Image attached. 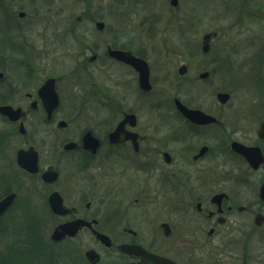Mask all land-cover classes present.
I'll use <instances>...</instances> for the list:
<instances>
[{"label":"flooded vegetation","instance_id":"af4514ba","mask_svg":"<svg viewBox=\"0 0 264 264\" xmlns=\"http://www.w3.org/2000/svg\"><path fill=\"white\" fill-rule=\"evenodd\" d=\"M219 1L222 4L225 0ZM259 5L253 8L259 26L249 25L245 40L238 38L216 47V69L229 66L223 53L231 52L237 56L233 61L235 84L240 87L249 83L253 93L233 95L220 90L208 107L201 98L194 100L192 94L186 100L174 93L165 97L156 94L160 84L171 82L173 77L167 71L170 61L164 55L166 46L153 44L159 42L153 26L147 30L149 41L140 30L133 31V36L127 32L109 34L108 40L96 36L88 48L92 53L88 62L76 63L71 69L70 79H88L92 87L90 94L78 95L76 108L88 106L93 119L104 115L102 127L84 122L85 114H80L82 124L73 125L72 134L62 138L61 133L71 124L63 118L64 71L58 62L41 68L24 59L21 64L25 74L14 86H3L5 73L0 71L4 74L0 79V106L21 108L24 114L14 121L0 113V119L8 124L10 135L17 131L27 138L22 149L33 146L39 152L30 139L46 145L52 137L63 148V156L77 155L68 160L72 162L68 173L49 165L58 172L57 180L51 183L43 179L49 166L43 171L40 166L41 172L31 174L17 164L24 175L39 177L44 188L25 197L6 190L0 200L16 194L7 213L23 198L30 217L44 212L43 221L53 224L48 232L28 238V231L22 238L0 244L4 246L0 248V264H248L254 252L251 246L256 227H264V10ZM178 6L179 0L176 7H171ZM97 22L103 21L94 22L95 33L105 32V22L103 30L97 29ZM208 33L215 35L205 53L203 40ZM208 33L201 44V52L207 56L212 41L221 35L219 31ZM77 38L79 41L82 37ZM10 40L7 35L2 41L5 48L24 51L27 47ZM29 48L33 50V46ZM244 52L247 58L240 56ZM11 63L8 61L9 66ZM181 67H186V74L188 66ZM211 76L212 72L205 70L198 79L206 81ZM48 82L54 85L58 100L51 93L44 98L40 95ZM220 92L230 95L226 103L218 100ZM145 99L152 101L149 108L154 112L147 117ZM176 100L188 110L215 120L196 122L179 110ZM35 115L45 125L42 136L37 130L29 132L26 125ZM63 122L65 126H61ZM68 144L73 148L66 149ZM93 147L97 149L93 151ZM54 193L61 196L70 210L68 214L52 211L50 198ZM34 221L39 220L34 217ZM71 222L84 224L74 236L52 238L55 228ZM97 234L106 236V241ZM124 246L133 248L124 251ZM90 251L99 256L95 263L89 258Z\"/></svg>","mask_w":264,"mask_h":264},{"label":"rangeland","instance_id":"374dc122","mask_svg":"<svg viewBox=\"0 0 264 264\" xmlns=\"http://www.w3.org/2000/svg\"><path fill=\"white\" fill-rule=\"evenodd\" d=\"M1 2L0 71L5 73L3 86L7 84L14 86L21 82L23 79L21 75L25 74V67L21 64L24 59L41 68L54 66L58 62L64 71L63 118L71 124L69 130L61 133L62 138L72 134L73 125L76 123L77 126L80 125L78 118L80 114H85L84 122L91 121L94 122V126L100 127L104 125V115L93 119L88 106L84 109L81 106L76 108L75 100H80L79 96L82 94L91 93L90 80L77 81L70 79L69 76L76 63L88 62L87 58L92 55L88 48L96 36L108 40L109 34L114 36L116 32L119 34L127 32L129 36H133V31L140 30V32L144 31L145 40L149 41L151 37L147 30L153 26L152 29H156L159 34V42L153 44L166 46L164 55L168 56L170 61L167 71L173 77L171 82L161 83L156 92V94H164V97L167 93H174L186 100L192 94L194 100L201 98V102L208 107L210 100L215 99L216 92L220 90L233 95L253 93V86L249 83L240 87L235 84L233 61L237 56L235 57L231 52L223 53V58L229 61V66L224 70L216 69V47L222 42L226 44V41L234 42L238 38L245 40L249 36L247 32L249 25L259 26L260 22L253 8L260 4L259 7L264 10V0H229L228 2L225 0L222 4L219 0H179V6L175 9L169 5V0H84L82 2L4 0L3 3ZM21 12H25V16L19 18L18 14ZM77 17H82V20L78 21ZM97 20L105 22V32L95 33L94 22ZM211 31H219L221 35L212 41V51L207 56L201 52L202 37ZM146 33L149 37H146ZM7 35L11 39L10 42L16 40L27 45L25 48L27 52L5 48L6 45L2 41ZM77 36L82 37L79 38L80 42L77 41ZM154 41H157L156 37ZM29 45L33 46V50H30ZM28 51L32 54H28ZM240 56L247 58L248 53L244 52ZM8 61L12 62L10 66ZM183 64L188 66V72L182 76L178 73V69ZM20 69L21 72H18ZM205 70H210L212 76L206 81H200L198 75ZM151 103L150 99L144 101L145 117L154 114L149 108ZM26 125L30 127L29 132L37 130L40 136L44 134L45 125L39 115L28 120ZM50 138L46 145L30 139L40 152L41 171L53 164L62 169L64 174L68 173L66 169L72 163L68 160L77 155L63 156L61 154L63 148L56 144L54 138ZM26 140L27 138L17 131L10 135L8 124L0 119V198L6 190L12 189L25 197L44 188L39 177L24 175L16 163L17 150L26 147ZM23 206L24 202L21 198L11 211L0 219L1 245L10 243L12 239L22 238L28 231L30 235L27 237L32 238L33 235L50 230L53 223L47 221L49 223L47 224L43 221L46 218L44 212L34 215L35 220H39L38 223L42 226L38 227L39 224L34 221V217L29 216ZM257 229L256 227V237L251 246L254 252L248 264H264V227ZM3 253L8 252L5 250ZM239 264H242V261Z\"/></svg>","mask_w":264,"mask_h":264},{"label":"water","instance_id":"95a60500","mask_svg":"<svg viewBox=\"0 0 264 264\" xmlns=\"http://www.w3.org/2000/svg\"><path fill=\"white\" fill-rule=\"evenodd\" d=\"M79 1H81V0H79ZM170 4L172 6H177L178 0H171ZM20 16L24 17L25 12H21ZM96 27L98 30H103L105 27V24L103 22H97ZM213 35H215V33H208L204 37L203 51L205 53H208L210 50V40H211ZM116 53L121 54L120 52H116ZM185 72H186V67H181L179 69L180 74H185ZM203 76L205 77L207 75L205 74ZM2 77H3V74L0 73V79ZM147 80H148V68H146V70L144 71V85H145L144 88L145 89L148 88V87H146L148 85ZM50 83H52V82H48L45 86L42 87V89L40 90V95L44 98V95L46 93H51V95H53L55 97V99H57V94L55 93L54 85H52ZM217 96H218V100L221 101L222 103H226L230 98V95L226 92H220V93H218ZM176 103L178 105L179 110L182 111L183 114L187 115L188 117H192L198 123L206 124V123H210L211 121L215 120L211 116H208L202 112L188 110L178 100H176ZM0 113H2L4 116H7L11 120H14V121L19 120L24 115L21 108L14 109L12 106H8V105L0 106ZM65 125H66V122H63L61 124V126H65ZM73 146H74L73 144H68L66 146V149H72ZM96 149H97V147H93L92 150L95 151ZM18 164L30 173H33V174L38 173L40 170V168H39V153L37 152L35 147H30L29 149H26V150L25 149L20 150L18 153ZM57 178H58V172L54 170L53 166H50L43 173V179L45 182H49V183L54 182L57 180ZM15 197H16V194L12 193L0 201V216L4 215L7 212V210L11 207ZM50 204H51V208H52L53 212L56 214L66 215L70 212V210L63 205L62 198L58 193H54L51 196ZM83 224H84L83 222H71V223L60 225L57 228H55V230L52 234V238L54 240H61L67 235L74 236L76 234L77 230ZM257 224H260V222L257 221ZM97 235H98V238L102 242L106 241V236L101 235V234H97ZM121 248L124 251H129L131 248H133V246L132 247L124 246ZM89 258L94 263L99 260V256L97 255V253L95 251L89 252ZM171 264H175V263L172 262Z\"/></svg>","mask_w":264,"mask_h":264},{"label":"trees","instance_id":"16d2710c","mask_svg":"<svg viewBox=\"0 0 264 264\" xmlns=\"http://www.w3.org/2000/svg\"><path fill=\"white\" fill-rule=\"evenodd\" d=\"M2 1V2H1ZM4 0H0L1 3H3Z\"/></svg>","mask_w":264,"mask_h":264}]
</instances>
